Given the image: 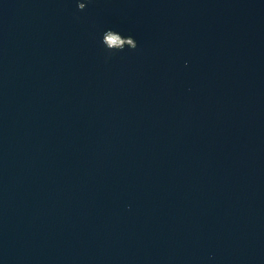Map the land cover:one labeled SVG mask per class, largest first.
<instances>
[{
  "label": "water",
  "instance_id": "water-1",
  "mask_svg": "<svg viewBox=\"0 0 264 264\" xmlns=\"http://www.w3.org/2000/svg\"><path fill=\"white\" fill-rule=\"evenodd\" d=\"M0 264H264V0H0Z\"/></svg>",
  "mask_w": 264,
  "mask_h": 264
},
{
  "label": "clouds",
  "instance_id": "clouds-1",
  "mask_svg": "<svg viewBox=\"0 0 264 264\" xmlns=\"http://www.w3.org/2000/svg\"><path fill=\"white\" fill-rule=\"evenodd\" d=\"M117 43H119V41H116Z\"/></svg>",
  "mask_w": 264,
  "mask_h": 264
},
{
  "label": "bare ground",
  "instance_id": "bare-ground-1",
  "mask_svg": "<svg viewBox=\"0 0 264 264\" xmlns=\"http://www.w3.org/2000/svg\"><path fill=\"white\" fill-rule=\"evenodd\" d=\"M111 39H114V38H111Z\"/></svg>",
  "mask_w": 264,
  "mask_h": 264
}]
</instances>
